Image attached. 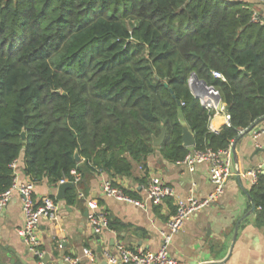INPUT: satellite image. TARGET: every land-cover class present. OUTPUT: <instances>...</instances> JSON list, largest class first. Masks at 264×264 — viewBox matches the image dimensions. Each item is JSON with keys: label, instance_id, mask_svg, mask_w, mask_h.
I'll list each match as a JSON object with an SVG mask.
<instances>
[{"label": "trees", "instance_id": "1", "mask_svg": "<svg viewBox=\"0 0 264 264\" xmlns=\"http://www.w3.org/2000/svg\"><path fill=\"white\" fill-rule=\"evenodd\" d=\"M254 14L245 0H0V192L23 152L26 174L55 185L74 169L130 175L163 128L161 153L182 160L192 148L181 116L194 149L228 147L264 117ZM192 75L219 89L230 127L209 131ZM76 196L69 188L67 201ZM250 196L264 226V173Z\"/></svg>", "mask_w": 264, "mask_h": 264}, {"label": "crops", "instance_id": "2", "mask_svg": "<svg viewBox=\"0 0 264 264\" xmlns=\"http://www.w3.org/2000/svg\"><path fill=\"white\" fill-rule=\"evenodd\" d=\"M245 1L251 4L254 13L264 19L263 0ZM217 124L221 125L222 119L219 118ZM262 131L264 121L238 141V163L234 158L236 174L228 181L225 194L191 217L174 236L169 247L173 257L185 264H264V226L257 222V208L250 213L253 207L250 190L254 183L249 174L264 162ZM24 168L23 152L18 159L17 176L20 182L34 181ZM152 176H159L174 186L177 195L182 198L188 197L192 190L198 198H205L214 188L206 163L200 164L195 172H189L165 158L160 146L156 145L155 152L146 160L134 163L130 175L84 169L81 182L69 187L74 188L77 194L72 203L67 201L69 188L65 198H58L60 182L52 184L46 177L34 181L38 200L49 196L59 205L58 220L43 219L39 227L42 246L46 255H49L45 264H70L65 259L68 256L80 257L81 264H101L106 260L104 253L113 250L119 243L158 251L162 245V232L176 211L175 200L169 199L143 209L103 192L104 181L110 180L133 193L134 197L142 198ZM91 201L98 206L97 210L108 212L113 225L100 234L96 233L90 222V215L94 212L90 206ZM24 223L23 202L20 195L15 193L10 203L0 212L1 264H38L37 257L29 251L17 233V229ZM85 248L93 250L94 261L84 255Z\"/></svg>", "mask_w": 264, "mask_h": 264}, {"label": "built area", "instance_id": "3", "mask_svg": "<svg viewBox=\"0 0 264 264\" xmlns=\"http://www.w3.org/2000/svg\"><path fill=\"white\" fill-rule=\"evenodd\" d=\"M254 21L264 22L258 14H254ZM213 76L218 79L226 80L225 75L219 71H213ZM189 85L192 93L200 100L201 105L206 108L209 115V131L219 133L221 125L227 127L232 125V115L226 103L223 101L219 89L213 85H208L202 80H196L194 75L189 79ZM222 119V124L218 125L217 120ZM264 133V131H262ZM234 143L226 148L214 149L207 147L205 149H194L185 156L184 159L176 163L189 172H195L200 164L206 163L209 166V179L213 185V191L205 198H198L193 190L188 197H179L174 186L166 183L159 176H152L145 187V193L142 198H136L125 188L115 185L110 180L103 183V192L105 195L124 201L137 207L147 209L150 205H159L166 200L174 199L176 202V211L172 214L167 223V228L162 232V245L158 251L145 250L143 248H133L123 243H119L113 250H107L104 257L108 264H185L176 259L170 253L169 247L176 234H178L185 223L211 203L217 201L226 192L227 183L235 173L234 162ZM15 172V178L12 186L0 192V212L10 203L15 193H18L23 202V212L25 223L17 229L18 235L23 239L29 251L37 257L38 264H45L44 259L46 251L42 246L39 237V227L43 219L57 221L59 218V205L53 197H44L40 200L35 195V182H20L17 176L18 159L11 164ZM264 172V162L256 169L249 172L253 183L258 181V174ZM72 180L64 178L60 181L80 183L82 173L74 169L71 173ZM83 196V195H82ZM94 212L90 215V222L96 233H102L109 227L110 217L106 210H97L98 206L90 202ZM97 210V211H96ZM84 255L90 260H95L93 250L84 249ZM70 264H81L80 257H66ZM1 264V263H0Z\"/></svg>", "mask_w": 264, "mask_h": 264}, {"label": "water", "instance_id": "4", "mask_svg": "<svg viewBox=\"0 0 264 264\" xmlns=\"http://www.w3.org/2000/svg\"><path fill=\"white\" fill-rule=\"evenodd\" d=\"M195 79L196 80H199V78L194 75ZM205 84V82H204ZM179 104H181L180 101H178ZM261 121H264V117H262L261 119H259L258 121H256L253 125H251L248 129L244 130L241 132L239 138L235 141L234 143V146H233V151H234V158H235V161L238 163V160H239V157H238V154H237V151H236V145L238 143V141L245 135V134H248L250 133L252 130H254V128L261 122ZM181 124H182V127H183V134H182V137H183V144L185 147L187 148H194L195 146V134L194 132L191 130V128L189 127L188 123L186 122V120L184 119L183 116H181ZM22 136L24 139H26V133L25 131H23L22 133ZM166 139V130L165 128H163L162 130V134L158 137H154L153 138V143L154 145L156 146H162L164 141ZM76 160L78 162H81L82 161V158L81 156L77 153L76 154ZM240 172V171H239ZM264 173V172H263ZM74 185V183L72 182H65L63 184L60 185L59 187V195H58V198L62 199V198H65V192L66 190L69 188V187H72ZM256 210V206L255 204L253 203V207H252V212H254ZM248 216V215H247ZM237 231H238V227H237ZM237 231H236V235L234 237V242L236 240V237H237ZM49 259V255H46L45 256V259H44V262L46 263ZM101 264H108L107 260H104Z\"/></svg>", "mask_w": 264, "mask_h": 264}]
</instances>
